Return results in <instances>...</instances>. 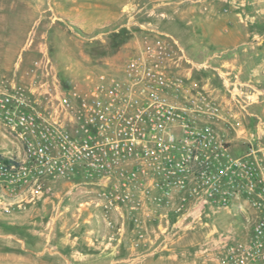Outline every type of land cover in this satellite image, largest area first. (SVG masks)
<instances>
[{
	"label": "built area",
	"instance_id": "built-area-1",
	"mask_svg": "<svg viewBox=\"0 0 264 264\" xmlns=\"http://www.w3.org/2000/svg\"><path fill=\"white\" fill-rule=\"evenodd\" d=\"M145 30L119 71L64 83L36 59L0 72V216L88 184L111 228L153 219L161 236L204 233V264H264V119L224 71L217 89L178 71L194 66L178 40Z\"/></svg>",
	"mask_w": 264,
	"mask_h": 264
},
{
	"label": "rangeland",
	"instance_id": "rangeland-1",
	"mask_svg": "<svg viewBox=\"0 0 264 264\" xmlns=\"http://www.w3.org/2000/svg\"><path fill=\"white\" fill-rule=\"evenodd\" d=\"M147 27L178 40L194 64L182 62L178 71H208L196 77L216 89L222 81L212 71H224L251 96L250 111L264 115V0H0V72L22 71L36 59L49 60L64 83L119 71ZM0 146L9 148L3 139ZM93 191L58 184L49 198L0 216V264L201 261L204 233L161 236L156 220L143 231L120 217L111 228L98 216Z\"/></svg>",
	"mask_w": 264,
	"mask_h": 264
},
{
	"label": "crops",
	"instance_id": "crops-1",
	"mask_svg": "<svg viewBox=\"0 0 264 264\" xmlns=\"http://www.w3.org/2000/svg\"><path fill=\"white\" fill-rule=\"evenodd\" d=\"M206 81H208L207 79H206ZM261 102H262V100H260ZM261 112L264 114V108L261 110ZM257 115V114H256ZM257 116H259V117H261V118H263L264 119V115H257ZM251 122H253V120H251ZM114 219H116V218H114ZM130 220V219H129ZM221 221H224V220H221ZM220 221V222H221ZM236 229V231H238V229L237 228H235ZM242 236V235H241ZM201 262V264H204L202 261H200ZM200 262H197V261H193V263L194 264H200Z\"/></svg>",
	"mask_w": 264,
	"mask_h": 264
}]
</instances>
